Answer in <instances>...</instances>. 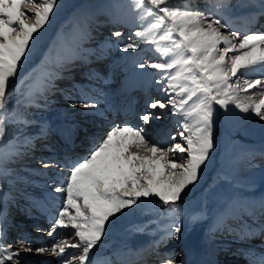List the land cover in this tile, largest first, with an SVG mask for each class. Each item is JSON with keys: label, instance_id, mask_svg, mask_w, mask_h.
<instances>
[{"label": "snow or ice", "instance_id": "snow-or-ice-1", "mask_svg": "<svg viewBox=\"0 0 264 264\" xmlns=\"http://www.w3.org/2000/svg\"><path fill=\"white\" fill-rule=\"evenodd\" d=\"M132 2L135 10H143L141 19L145 15L157 17V23L152 29L136 32L135 35L144 42L155 44L157 51L163 54H174L170 62L148 66L161 71L177 69L174 74L166 77L168 86L173 90L178 87L177 95L187 93V96L178 103L172 97L168 104L186 120L193 118L195 127L187 122L183 125L184 130L180 136L186 141V147L180 143L172 147L155 144L149 147L141 135L142 129L115 127L88 157L73 166L69 179L64 182L66 188L55 189L56 192L66 191V202L54 223L53 231L56 227L66 228L70 225L78 241L69 243L67 240H58L50 251L57 256H64L66 248H77L81 249L82 254L78 257L68 255L62 264H72L76 259L79 264H90L89 253L100 241L109 218L135 205L141 197L156 195L169 211H175L181 192L197 179L201 165L208 159L209 151L213 148V104L225 110L229 104H234L242 112L251 110L264 120V91L260 92L258 99L239 95V91L257 86L264 89V81L244 80L243 87L239 79L235 86L229 82L230 77L237 73H264V34L240 37L238 32L233 31L231 37L238 38L234 40L220 31L227 24L211 14L173 7L168 0ZM58 6L59 0H0V139L6 134L5 114L11 96L8 90L10 78L17 74L30 41L35 39L33 34L49 22ZM29 15L34 18L32 24L27 23L26 17ZM161 28L163 31L157 36L153 29ZM114 35L120 36L121 33L116 32ZM162 41L170 42V46L162 48ZM221 44L225 45L223 49L219 47ZM137 47L138 43H128L124 50ZM229 53H233L230 65L226 59ZM139 67L145 65L140 64ZM181 80L191 81L195 87L180 84ZM198 92L200 95H197ZM193 97H196L195 101ZM189 101H193L191 105ZM157 105L160 108L168 106L164 102L154 101L149 107L156 108ZM141 119L147 122L149 116L144 115ZM186 132L189 134L185 135ZM169 152L174 157L176 153L181 155L169 160ZM185 152L188 154L187 164L178 163L177 159H183L182 154ZM160 169H166V174ZM69 209H73L75 215ZM180 231V226L176 225L170 234L176 235ZM18 254L9 253L0 258V264H5V259L12 260ZM167 264H175L174 257L169 258Z\"/></svg>", "mask_w": 264, "mask_h": 264}, {"label": "bare ground", "instance_id": "bare-ground-1", "mask_svg": "<svg viewBox=\"0 0 264 264\" xmlns=\"http://www.w3.org/2000/svg\"><path fill=\"white\" fill-rule=\"evenodd\" d=\"M192 1V0H191ZM196 0H193L192 2H195ZM191 3V2H190ZM244 2L242 0H239L237 4H235L236 7L242 5ZM200 4V3H199ZM224 5V1L220 0L217 4V10H219L221 13L217 15V13H213V17L220 19L222 23L225 22V18L223 16L225 15H232V9L229 8H222ZM104 9V8H103ZM183 9V8H182ZM256 9V8H255ZM188 10V9H187ZM112 11V12H111ZM110 10L106 11H99V13H95L93 17L90 18L89 23H84L86 29L89 31V35L92 37V35H96L97 37H94V41H91L89 38V35H83L82 37L79 36L77 40L74 38L72 43L70 44L73 47H78L79 52L82 53V55H89L91 51H94L93 48H96L99 44L105 45L107 43V47H109V50H111L112 54L111 56L114 57V60H118L121 64L117 66V70L121 72V75L124 73H129V76L125 79H121L120 81H117L115 85L119 90L118 97H131L130 94L133 91V86L140 82H145L148 80H151L149 85L147 87H144L146 91H143L142 94H145L144 96H148L149 100H146V102L152 103L153 100L151 99V95L155 97V93L157 94V100L164 102L166 107L162 108L164 113L161 114L151 111L148 112V122L147 126L150 127L151 131L145 133V138L148 140V145L152 146L153 144L157 146H167L170 144L169 147H172L174 144L179 143L186 147L185 141L181 138L180 132L183 131V125L187 122L189 125H192L193 128L195 127L193 118L189 117L187 120L185 117L179 112L173 110L172 106L168 104V101L170 98L175 97L177 103L179 100L183 97H186V95L181 94L177 95L179 92V88H175L173 90L172 88H169V81L166 79L171 74H174L177 69H171L169 71H161L158 69H154L151 67H139L140 64H142V56L140 53L135 55H123L126 50H124V47L122 48L120 44H111L109 41H107L108 36L107 34H113L116 32V29H120L121 31H124L123 35L125 33L130 37L131 33H134V27L138 24L139 28L143 29L144 26L142 21L144 22V19L147 17V15L144 16L143 19H141V13H138V15L130 13L129 17L133 21L129 22H118V19H120L121 14H119V8L114 6L111 7ZM80 11H78V15H80ZM117 16V21L115 20V16ZM219 13V12H218ZM243 13V12H242ZM248 14V12H246ZM112 15V17H111ZM208 15V14H206ZM93 18V19H92ZM224 18L225 20H223ZM92 19V20H91ZM101 19V20H100ZM114 19V20H113ZM52 20V19H51ZM49 20V22L44 26V28H52V21ZM96 20V21H95ZM105 22L108 23L109 27L116 28V29H108L105 31H99L96 29V27H101ZM131 22V23H130ZM146 22V21H145ZM92 23V24H91ZM129 23V24H128ZM255 23V21H254ZM76 26L79 25V23L75 22ZM128 24V25H127ZM227 24V33L233 32L235 28H232ZM127 25V26H126ZM145 25V24H144ZM253 25V24H251ZM72 27L71 25H69ZM75 26V25H74ZM75 26V27H76ZM206 26V25H205ZM250 26V25H249ZM249 26L245 25L242 28V31H239L241 33H244V35H249ZM146 27H148V24H146ZM101 29V28H100ZM76 31V29H75ZM115 31V32H114ZM118 31V30H117ZM41 32V29L38 30L37 33H34L33 35L39 37V34ZM111 32V33H108ZM65 33V32H64ZM88 33V32H84ZM252 32H250L251 34ZM61 34V33H60ZM263 34V33H258ZM62 37L59 38V42L56 40V44H51L50 47L52 51H46L44 50V53L41 55L42 61L41 63L30 66L27 69V74L31 72H35V76L33 77L34 81H31L30 84H28V92H23V95L21 99L19 100L18 104L21 101V108L17 109L15 111V114H17L16 121H13L10 133L12 136L17 137V139H24L22 142H18V146L14 149V144H10L8 147L4 148L7 149L6 156L8 155L12 157L14 160L13 162L9 163L10 166L12 165L13 171L11 174L6 175V173L1 174L0 169V175L5 176V180L2 178L0 179V206L2 209V213H0V228L1 224L7 222V217L12 219V216L9 212H3V205L5 202L10 201H16L21 200V196L25 195L24 197H27V195L33 196V193L28 191L27 189H35V192H41L36 193V195L41 194V196H36L32 198L35 201L36 207L42 203V207L39 210V216L37 217L38 224L36 226H33V229H36L39 233H42V236H45L48 234H45V229L42 228V226H46L48 224V220L53 218V215L57 213V207L54 204V200L52 199V195L54 193V190H49L50 186L44 185L47 182H53L48 181V178H50L49 175H47L44 178L38 179L37 175L38 173H42L45 166V163L37 162L38 160L43 161V159H37L36 156L39 154H42L41 146L54 145V142H45L47 140L35 141L36 139H33L31 141V144H28L26 147H23V145L28 142L29 138L32 137V133H34L33 129L42 126H46L50 129L52 132L54 129H56V126H58V123H64L69 126H75L77 122V117L79 116H86L88 119L85 122L82 123H90L94 119H91V117L88 115L91 110L89 107L82 106L83 102H76L74 106H68V105H62L60 102H51L49 96H45V91L39 90L36 88V82L38 80H41L42 82H45V87L47 90L51 91L54 89V86H49L51 84V80L47 78V75L50 74L51 77H53L57 71L51 70L48 68L50 64H53V60L57 59L62 62V65H68L69 62H66V59L63 58L61 53L64 51V47L62 45V42L60 39H66L68 37V34H61ZM228 36V35H227ZM72 37V36H71ZM75 37V36H74ZM56 38V39H57ZM73 38V37H72ZM89 38V39H88ZM111 38V37H110ZM109 38V39H110ZM232 39V37H229ZM88 39V40H87ZM102 39V41H101ZM140 39V38H139ZM234 40H238V38H233ZM58 40V39H57ZM82 40V42H81ZM107 42H105V41ZM143 40V39H142ZM98 41V42H97ZM119 41V40H118ZM117 41V42H118ZM121 41V40H120ZM31 42V41H30ZM82 43L81 45L79 43ZM221 46H225L221 44ZM55 53L53 52L54 49ZM147 47V46H146ZM144 53V52H143ZM143 53H141L143 55ZM233 53H229L228 56L231 57ZM59 58V59H58ZM77 58L80 59V56ZM123 59V60H119ZM174 58V54L172 53L167 58H163V63L170 62ZM229 59V58H228ZM149 60V59H148ZM79 60L72 61L71 63H77ZM153 61V60H152ZM106 62V61H104ZM230 64V59H229ZM146 63V61L144 62ZM153 63V62H150ZM103 64V63H101ZM126 66V67H125ZM36 69H35V68ZM80 67V66H79ZM34 68V69H33ZM62 68V66H60ZM103 68H105V71L108 72L109 76H114V69H112V66H109L105 63L103 65ZM64 69V68H63ZM25 73V72H24ZM160 76V77H158ZM23 77V76H22ZM137 79H140L139 82L132 83V81H135ZM231 83H234L237 79L241 82V87H243V81L244 80H252V79H259L261 81H264V73H261L259 71H252L248 75H242L241 73H237L236 76H232ZM120 83V84H119ZM175 83V82H173ZM22 84H19L15 91L17 93H21V91L17 90L18 87L21 88ZM129 85V86H128ZM154 87V89H152ZM114 91V89L112 90ZM111 91V92H112ZM150 91V96H149ZM214 91V89H213ZM264 91V89H261L260 86H257L256 88L248 89L247 91H239V95L241 97L245 96H251L254 99H258L260 97V92ZM115 96V95H113ZM49 99V100H48ZM144 98H142V95L140 96V100L138 102L143 101ZM145 100V99H144ZM195 101V100H193ZM193 101H189V105L192 104ZM113 101L108 100L107 104H111ZM150 105V104H149ZM148 107L140 108V110L147 112L148 109H152ZM88 106V105H87ZM159 108V105H157ZM236 107V106H235ZM213 108H220L219 105L213 104ZM14 109V106H13ZM221 110V108H220ZM237 111V119H239L238 126H239V132H240V139L245 142L247 145H245L244 149L239 152L236 155L235 162H234V168L235 171L233 173L231 172L232 176H234V180H236L237 189H233L234 191H231L228 194H224L222 197L221 193L219 194L218 191L220 188L224 187L225 183L222 181V176H220L219 168H222L221 164V153L219 154V151L210 150L209 151V157L205 161L203 165H201L200 170L198 171V177L197 179L187 185L183 191L180 194V199L176 201V208L180 207L183 208L181 211H178L175 209L173 216L174 220H170V216L168 220H165V214L167 212V206L164 205L163 201L159 199L158 196L152 195L147 197L146 206L148 207L149 215L151 214V211L155 209L156 207H163L161 210V214H156L149 216L148 219L145 220H139V222L133 223V220L131 218V208L122 209L121 212L115 214V220L118 221V225L115 227V224L112 226L111 229H105L104 234L102 235L100 241L97 243V245L90 251V261L92 258H94V253L98 250H102L100 254L103 253H109L116 248L120 247H129L142 239L143 237H148L151 241L155 242H164L165 239L171 237L169 239V244L173 247H179L178 254H181L178 256V258H183L180 261H177L175 264H197L199 261H201L203 258H205L209 263L212 264H241L240 261H242V258L230 256L231 254H226V251L233 250L231 246H240V225L241 223L250 222L251 220L255 218H259L261 214L264 215V147H260L259 144L255 143L252 139L249 138V134L253 131H256L258 129H261L264 127V120L257 117L251 110L247 113L242 112L239 108L236 107L235 109ZM16 112H19L16 113ZM96 112L105 115L106 117H110V114L106 111V105H101V108L98 109ZM178 112V113H177ZM156 115H161V117L164 119L170 120L173 118V124L169 126L168 128H177L174 130V132L169 136L168 130L166 129V126L163 131V127H157L155 120L153 122L151 121L153 117L157 118ZM154 118V119H155ZM258 118V119H256ZM14 119V117H13ZM15 120V119H14ZM22 125L21 128L14 127V125ZM153 125V126H152ZM165 125V124H164ZM162 126V125H160ZM33 128V129H32ZM152 128H156V130H152ZM178 130L177 135L175 136V131ZM29 131V132H28ZM49 132L46 133V135ZM175 139L173 140L172 137ZM188 135L189 133H185ZM17 135V136H16ZM127 135V134H124ZM107 136V135H106ZM106 136L104 138H106ZM148 136V137H147ZM16 142V143H17ZM15 143V144H16ZM13 145V148H12ZM18 147V148H17ZM3 150V149H2ZM0 149V153L3 152ZM18 152V153H17ZM4 153V152H3ZM2 153V154H3ZM151 154V153H149ZM181 154L176 153L175 157L174 154L169 152L168 153V159L173 160L176 157H179ZM183 155V159H177L178 163H184L187 164V152H185ZM5 155L3 154V157ZM5 156V157H6ZM25 157L24 161H21V158ZM7 160V159H3ZM233 164V163H232ZM3 165V164H0ZM64 167L68 168V163L64 162ZM52 166V165H48ZM232 166V165H231ZM1 167V166H0ZM11 167V169H12ZM7 168V167H6ZM232 169V168H231ZM62 171H67L66 169H59ZM8 171V170H7ZM162 173L167 172L166 169H160ZM25 175L23 177L18 176L19 174ZM31 174V175H27ZM49 171H47L48 173ZM226 173V172H225ZM227 174V173H226ZM9 177V178H7ZM219 183V185H218ZM215 188L216 194H211L210 189ZM238 189H242L241 191H238ZM204 190L205 192H208L209 195H211L212 200L215 201L217 204V207L212 210V213L208 214L207 211L202 210L198 211L195 214L187 213L185 212V203L186 201L193 196L197 192H201ZM228 192V191H227ZM28 200L22 201V203L28 205ZM17 209L16 213L13 214L14 218L21 217L22 214L18 213L21 212V208L16 207ZM128 209V210H127ZM127 210V211H126ZM4 211H6L4 209ZM72 215H75V211L73 209H69ZM168 216V215H167ZM112 222L114 221L113 218ZM13 221V220H12ZM67 221V220H66ZM111 222V223H112ZM199 222V223H197ZM108 224V223H107ZM106 224V225H107ZM54 224L50 225L48 227L51 228ZM176 225H179L181 228V231L176 235H171L172 228H174ZM27 224V228H29ZM107 228V227H106ZM61 231V233H60ZM74 229L69 225L66 228H60L56 227L55 231L51 230L49 233V236L53 234H57L63 238L64 234H67L66 240L69 243L78 241V237H74ZM49 232V230H48ZM38 238L41 239V234H38ZM8 242V241H6ZM6 242L3 240V234H0V254L2 257H6L11 252H19L18 255L13 256L16 261V264H43V262L50 261L52 259L51 253H44L42 251L36 250L35 248H30L31 250H26L29 248L25 247H17L13 246V244H9L10 246H6ZM258 242H262V240H259ZM176 244V245H174ZM234 247V250L236 249ZM150 251V250H149ZM172 250H169L168 254ZM182 252V253H181ZM79 256L82 254L81 249L77 248H66V252L64 254L65 257L68 254ZM184 253L186 255H184ZM232 257V258H228ZM0 256V258H2ZM21 258V259H20ZM177 258V260H178ZM14 260V259H12ZM12 260L5 259V264H10L9 261L12 262V264H15ZM226 260V261H224ZM72 264H79V260H73Z\"/></svg>", "mask_w": 264, "mask_h": 264}, {"label": "rangeland", "instance_id": "rangeland-1", "mask_svg": "<svg viewBox=\"0 0 264 264\" xmlns=\"http://www.w3.org/2000/svg\"><path fill=\"white\" fill-rule=\"evenodd\" d=\"M84 1H85V4H83ZM98 1L99 0H59L58 9L54 10L52 17L50 18V20L52 19L51 21L53 22L52 28H50V29L44 28V27L41 28V32L39 34V37L34 35V38H35L34 41L30 42L29 49L26 52L25 57L22 58L21 65H20V67H18V70H17V74L14 77L10 78V81H9V89L8 90L11 92V96L9 97L8 104H7L8 111L5 114V132H6V134L2 139H0V149L4 150V151L2 150L4 153L3 152L0 153V157L3 159L5 158L7 160L0 161V164H3V165H0L1 166L0 169L5 170V171H1V174L6 173V175H8V174H11L13 172V171H11V170H13L12 165L6 166L7 168L5 167V165H9V163L13 162L14 159L12 157L8 158L9 157L8 155L6 156L5 152L7 151L8 148L7 149H4V148L8 147L11 143L15 144L16 141L18 140L17 137H14L15 135L12 136V134L10 133V129H11L13 121H16L15 117L17 116V114L14 115L15 111L17 109L21 108V106H20L21 101L18 104L19 100L21 99L22 96H24L23 92H26V93L28 92V90H27L28 84H30L31 81H34L32 79H34L33 77L35 76V72L33 71L30 74L29 73L27 74V69L30 66H35V65H38L39 63H41L42 59H40V58H41V55L44 53V50L49 51L51 49L50 47L52 46L51 45L52 43L56 44V41L59 42V38H57V37H59V36L62 37L61 34H68V36L71 35L72 37L75 36V38L77 40H79L78 37L80 35H76L79 26H76L75 22L78 23V20L82 19L81 17L78 16L77 13H78V11H80V12L83 11V7H84L83 5H87L85 8L97 7L98 9L99 8L101 9V8H105V7L109 6L110 4H116V5H120L123 8L125 6H128L130 8V10H132L133 6H134L132 0H100V2L103 3V5H100L101 3H98ZM192 1L191 0H168V3L170 6H173V7H179L181 9L183 8L185 10L188 9V10H193V11H202V12H205V14H206L207 8H208V11H211V12L214 10V4L216 2V0H196L195 2H192ZM223 1H224V5L222 8H229L230 10L232 9V13H231L232 15H235L237 9H241L242 7L247 6V5H252L256 9H258V7L260 5L261 6L264 5V0H242L244 3L238 7H236L235 4H237V2L239 0H223ZM28 7H31V5H28ZM111 7H114V6H111ZM111 7L107 10L111 11ZM249 8L250 7H245L243 10H248ZM93 9L92 10L91 9L84 10V14H92L94 12ZM218 12L219 13H217V15H219L221 13L219 10H218ZM130 13L136 14V11L124 10L122 13L119 10V14H121V16H120V19H118V22H124V21L129 22L130 20L133 21V18L131 19L129 17ZM138 13H142V12L138 11ZM138 13L136 15H138ZM112 15H114V14L112 13ZM112 15H111V17H112ZM161 15H162V13H161ZM114 16H115V20L114 19L113 20L117 21V16L116 15H114ZM223 17L225 18V16H223ZM224 18H222V19L225 20L226 18L225 19ZM26 20H27V23H29V24H32L35 22L34 18H31L30 15H29V17H26ZM142 23H143L142 26H144V28L143 29L139 28V25L137 24L134 27V33H131V35H129L130 37H128V38H127L128 35L127 36L123 35L124 31L120 32V29L115 28L116 32H120L121 35L115 36L113 34V36H111V34H107V35H110V36H108L107 39L109 41H113V42H116L119 40L118 42L121 43L120 45L122 48L125 45H127L128 43H138L139 47H137L135 49H127L123 55H125V56L135 55L137 53L139 54L140 52L141 53L144 52L143 55L141 53H140V55L142 56L141 60L142 61L144 60L142 62V64H144L145 67H149L148 65L152 64L150 62L163 63L162 62L163 58L164 59L167 58L172 53L163 54L161 51H157L155 44L144 42V40H142V38L137 37L135 35L136 32H146L149 29H152V26L157 23V17L155 15L147 16L144 19V22L142 21ZM146 24H148V27H146ZM69 25H71L72 27H70ZM217 27H219V26H217ZM75 29H76V31H75ZM153 31H155L157 36H159L162 33L163 29L162 28L161 29H153ZM220 31L225 36H227L229 34L226 32L225 28H220ZM175 35H176V33H174V36ZM54 40H56V41H54ZM60 41H61V39H60ZM160 44H161L162 48L170 46V42H167V41H162V42H160ZM219 47L221 49H223L225 46L222 47L220 45ZM52 49H54V47H52ZM55 50H56V48L53 51L54 53H55ZM50 51H52V50H50ZM228 58L230 59V56H228L226 58L227 61H229ZM119 60H123V59L119 58ZM145 61H146V63H144ZM37 62H38V64H37ZM35 67H37V66H35ZM158 77H160V76H158ZM231 78H232V76L230 77V81H229L230 83L232 81ZM21 83H23L22 87L19 88L20 87L19 86L17 90L21 91V89H22V92L17 93L15 91V88ZM179 83L183 84L189 88L195 87L194 85L191 84V81L181 80ZM214 92H215V89H214ZM183 94L187 96V93H183ZM197 95H200V93L198 92ZM156 97L157 96H155V98ZM195 99H196V97H193V100H195ZM13 106H14V109H13ZM220 108L219 109L213 108V125H212L213 148H212V150H215L217 152L219 151V154L221 153V155H222V157H221L222 168L221 167L219 168V172H221L220 176H222V181L227 183V184H225L224 187L220 188L218 191L219 194L221 193V195H219V196L222 197L224 194H228L231 191H234L235 189H237L235 186V185H237V182H236V180H234L235 179L234 176H232V174H230V173L231 172L233 173V171H235L234 162H235L236 155L239 152L241 153V151L246 147L245 145H247V144L239 138L240 137L239 136L240 135L239 126H238L239 119H237V117H236L237 111L235 110L236 109L235 105L229 104L227 110H225L223 108H221V110H220ZM16 113L19 114V112H16ZM13 117L15 120L13 119ZM256 119H258V118H256ZM15 126L19 127V128L22 127V125H17V124L14 125V127ZM33 130H37V128H34ZM177 133H178V130H177ZM248 136L255 143L259 144L260 147H264L263 146L264 145V127L261 129H258L256 131L251 132ZM19 141H21V138L19 139ZM178 143H179V141H178ZM185 143H186V141H185ZM149 147H151V146H149ZM12 148H13V145H12ZM132 151H138V150L132 149ZM2 153L6 157L5 156L3 157ZM7 153H8V151H7ZM148 155H151V154L148 153ZM11 167H12V169H11ZM1 178L3 180L6 179L4 175H0V179ZM7 178H9V177H7ZM218 185H219V183H218ZM241 190L242 189H238V191H241ZM210 193L216 194L215 188H211ZM211 197L212 196L209 195L208 192H205L204 190H202L201 192L195 193L184 204L185 208H186L185 212H187L188 214L190 212L192 214H195L196 212L202 211L205 209V211H207L208 214L212 213V210H214L217 207V204L215 203V201L212 200ZM146 201H147V199L145 197H141L135 205L130 207L131 213H132L131 218L133 220V223H136V220L148 219L149 216H151V214H153V215L161 214V210L163 209V207H156L155 209H153L151 211V214L149 215L150 211L148 210V207L146 206ZM182 209L183 208H180V207L176 208V210H178V211H181ZM168 212H169V210H168ZM169 216L170 215H168V217ZM114 217H115V215H114ZM114 217H110V218H113V220H114L113 222H112V219L110 220V218H109V221L106 222V224L108 223L106 225L107 228L105 227L106 230L111 229V225L113 226L115 224V227L118 225V221H116ZM197 223H199V222H197Z\"/></svg>", "mask_w": 264, "mask_h": 264}]
</instances>
